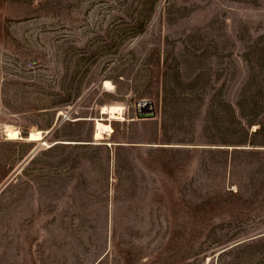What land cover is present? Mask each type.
<instances>
[{
  "label": "rangeland",
  "instance_id": "1",
  "mask_svg": "<svg viewBox=\"0 0 264 264\" xmlns=\"http://www.w3.org/2000/svg\"><path fill=\"white\" fill-rule=\"evenodd\" d=\"M258 74L264 0H0V264H264Z\"/></svg>",
  "mask_w": 264,
  "mask_h": 264
},
{
  "label": "bare ground",
  "instance_id": "2",
  "mask_svg": "<svg viewBox=\"0 0 264 264\" xmlns=\"http://www.w3.org/2000/svg\"><path fill=\"white\" fill-rule=\"evenodd\" d=\"M104 88L106 90H112L113 86L108 80H106L104 82ZM123 110L124 107L121 105L109 104L102 108V113L104 114V117L102 116L97 118H91V121L93 120L95 125L93 131V139L95 141H100L105 138L107 139V137H110L111 134H113L111 121L124 120ZM59 115H61V113H59ZM47 131L48 130L42 131L40 129H32L28 132L25 139L31 142L43 140V134ZM3 132L6 138L9 140L22 138V136L20 135V131L16 127L9 124L4 125Z\"/></svg>",
  "mask_w": 264,
  "mask_h": 264
},
{
  "label": "trees",
  "instance_id": "3",
  "mask_svg": "<svg viewBox=\"0 0 264 264\" xmlns=\"http://www.w3.org/2000/svg\"><path fill=\"white\" fill-rule=\"evenodd\" d=\"M254 79L256 80V87L257 90L254 91V93L251 95V101L247 104L248 105V117L254 118L257 116L258 112H260V109L257 111V108L259 106L262 109H264V78L260 77V74L254 76ZM250 105V106H249ZM260 126L258 129L255 130V132H258L260 130H263L264 127L261 123H259Z\"/></svg>",
  "mask_w": 264,
  "mask_h": 264
},
{
  "label": "water",
  "instance_id": "4",
  "mask_svg": "<svg viewBox=\"0 0 264 264\" xmlns=\"http://www.w3.org/2000/svg\"><path fill=\"white\" fill-rule=\"evenodd\" d=\"M155 114L154 105L149 99H139L135 102V117L137 119H150Z\"/></svg>",
  "mask_w": 264,
  "mask_h": 264
}]
</instances>
